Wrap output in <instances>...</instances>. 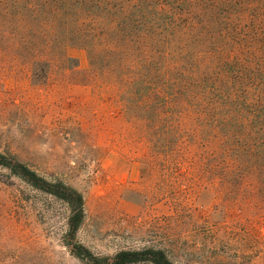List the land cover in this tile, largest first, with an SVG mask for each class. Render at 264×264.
Listing matches in <instances>:
<instances>
[{
	"label": "rangeland",
	"instance_id": "rangeland-1",
	"mask_svg": "<svg viewBox=\"0 0 264 264\" xmlns=\"http://www.w3.org/2000/svg\"><path fill=\"white\" fill-rule=\"evenodd\" d=\"M107 1L0 0V264L145 249L174 264H264V122L247 136L237 115H201L161 79L122 71L120 53L90 57L80 39L109 44L105 10L119 2ZM242 1L264 19V0ZM17 165L82 196L74 236L75 196Z\"/></svg>",
	"mask_w": 264,
	"mask_h": 264
},
{
	"label": "trees",
	"instance_id": "trees-1",
	"mask_svg": "<svg viewBox=\"0 0 264 264\" xmlns=\"http://www.w3.org/2000/svg\"><path fill=\"white\" fill-rule=\"evenodd\" d=\"M114 1L119 8L105 10L111 24L101 29L105 31L103 43L109 44L100 45L92 35L80 39L88 44L90 57L104 51L120 53L122 71L132 66L138 81L152 77L158 83L161 79L164 88L178 89L184 106L190 110L198 106L201 115L225 114L229 119L237 115L247 136L256 123L264 122V19L253 21L254 7H246L242 0ZM236 6L240 10L233 13ZM111 35L114 41L109 40ZM155 94L162 98L159 89ZM163 101L165 108L175 103L165 96ZM134 102L132 98L131 106ZM12 170L28 176L34 186L41 182L48 192L68 202L75 196L79 206L71 222L74 236L83 221L82 196L63 184L38 179L22 165ZM103 260L104 264H174L164 251L155 249L123 251Z\"/></svg>",
	"mask_w": 264,
	"mask_h": 264
}]
</instances>
